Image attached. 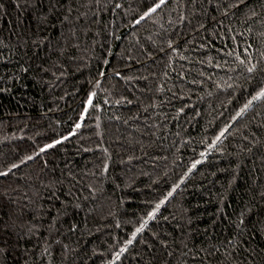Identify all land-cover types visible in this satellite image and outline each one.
Masks as SVG:
<instances>
[{
  "label": "trees",
  "instance_id": "16d2710c",
  "mask_svg": "<svg viewBox=\"0 0 264 264\" xmlns=\"http://www.w3.org/2000/svg\"><path fill=\"white\" fill-rule=\"evenodd\" d=\"M264 0H0V264H264Z\"/></svg>",
  "mask_w": 264,
  "mask_h": 264
},
{
  "label": "snow or ice",
  "instance_id": "6c2138e0",
  "mask_svg": "<svg viewBox=\"0 0 264 264\" xmlns=\"http://www.w3.org/2000/svg\"><path fill=\"white\" fill-rule=\"evenodd\" d=\"M262 94H264V93H262Z\"/></svg>",
  "mask_w": 264,
  "mask_h": 264
}]
</instances>
